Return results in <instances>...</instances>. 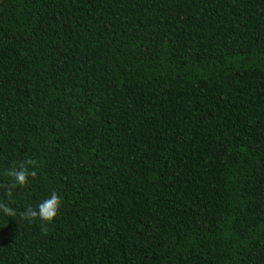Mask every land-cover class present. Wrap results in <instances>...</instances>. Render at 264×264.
Here are the masks:
<instances>
[{"label":"trees","instance_id":"obj_1","mask_svg":"<svg viewBox=\"0 0 264 264\" xmlns=\"http://www.w3.org/2000/svg\"><path fill=\"white\" fill-rule=\"evenodd\" d=\"M27 159L0 264H264V0H0V185Z\"/></svg>","mask_w":264,"mask_h":264},{"label":"clouds","instance_id":"obj_2","mask_svg":"<svg viewBox=\"0 0 264 264\" xmlns=\"http://www.w3.org/2000/svg\"><path fill=\"white\" fill-rule=\"evenodd\" d=\"M29 166L33 168L38 167V162L35 159H27L21 162L19 165L4 170L3 175L6 178H10L9 183L0 185L3 187L5 195L11 200L14 190L17 188H23L30 183L29 178H36L37 172L35 170L30 171ZM61 206V198L56 191H52L50 197L43 199L35 207L27 205L23 211L19 213L21 219L27 220L29 223H34L37 218L40 221L45 222L41 224V230L45 233L48 232L46 226L47 223H51L57 216L59 208ZM0 212L7 217H16L17 211L10 206L9 203L0 201Z\"/></svg>","mask_w":264,"mask_h":264}]
</instances>
